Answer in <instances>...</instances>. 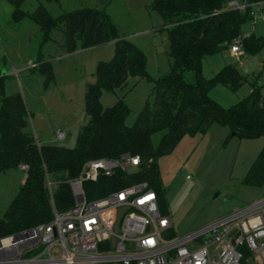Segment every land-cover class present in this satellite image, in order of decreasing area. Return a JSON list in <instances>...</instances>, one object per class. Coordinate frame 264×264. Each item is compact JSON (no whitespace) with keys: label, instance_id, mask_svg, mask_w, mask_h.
Listing matches in <instances>:
<instances>
[{"label":"trees","instance_id":"trees-1","mask_svg":"<svg viewBox=\"0 0 264 264\" xmlns=\"http://www.w3.org/2000/svg\"><path fill=\"white\" fill-rule=\"evenodd\" d=\"M7 1L15 7L13 22L31 17L40 26L44 41L50 40L52 31L59 28L64 31L69 53L115 41V54L97 65L96 82L88 85L85 96L89 120L71 148L39 142L28 130L30 111L25 98L20 93L5 95L0 85V172L18 169L22 164L28 166L24 183L0 217V239L50 221L54 206L59 211L73 206L70 180L80 175L88 160L115 158L122 153L139 155L142 160L134 173L120 171L85 182L88 199L146 181L158 192L162 210L169 212L168 190L162 182L159 160L185 136L204 135L214 123L230 126L233 134L229 137L264 136V86L258 78L252 82L248 96L226 107L211 97L212 90L222 84L237 92L248 81V75L234 63L226 64L212 77L203 74L204 59L228 49L238 38L246 54L257 55L264 48L263 35H245L242 31L251 20L250 13L224 8L228 0H153L150 6L164 19L172 58L168 72L158 77L149 74L145 52L120 35L105 10L81 7L54 16L44 5L29 13L22 9L26 0ZM39 69L48 86L55 79L52 64L40 62ZM188 70L195 72L194 82L186 79ZM135 77L154 83V99H148L136 122L128 125L132 110L125 99L105 108L101 98L104 91L115 93ZM157 134L161 137L155 143ZM243 183L264 187V146Z\"/></svg>","mask_w":264,"mask_h":264},{"label":"rangeland","instance_id":"rangeland-1","mask_svg":"<svg viewBox=\"0 0 264 264\" xmlns=\"http://www.w3.org/2000/svg\"><path fill=\"white\" fill-rule=\"evenodd\" d=\"M152 2L26 0L22 9L33 13L44 5L54 16L81 7L103 9L120 35L145 52L149 74L158 77L168 72L172 58L164 19L151 8ZM14 8L9 1L0 0V85H3L5 95L20 93L25 98L30 111L28 130L38 141L74 147L82 126L89 120L85 104L88 85L96 82L98 63L113 58L115 41L88 49L78 48L69 53L62 29H54L52 38L44 41L40 26L31 17L26 16L19 23L13 22ZM242 31L244 34L264 36V22H248ZM43 61L52 64L55 75L48 86H45L46 76L39 69ZM228 63L237 64L241 72L248 75V81L237 92L222 84L212 90L211 97L226 107L248 96L255 78L264 86V48L257 55L244 51L239 58L232 56L229 48L208 56L203 61V74L207 78L212 77ZM185 77L194 82L195 72L188 70ZM153 87L154 83L147 78H130L128 85L115 93L104 91L101 103L107 108L124 98L132 110L127 124L133 125L146 101H153ZM1 98L0 92V105ZM60 129L67 134L64 139L56 136ZM231 134L230 126L214 123L207 134L187 135L170 154L160 158L162 182L168 190L169 213L177 234L264 197V187L243 183L264 146V136L229 137ZM160 137V134L154 136L155 143ZM20 168L0 172V217L26 177V172ZM48 185L52 189L51 181H48Z\"/></svg>","mask_w":264,"mask_h":264},{"label":"built area","instance_id":"built-area-1","mask_svg":"<svg viewBox=\"0 0 264 264\" xmlns=\"http://www.w3.org/2000/svg\"><path fill=\"white\" fill-rule=\"evenodd\" d=\"M224 8L248 11L252 24L264 22V0H228ZM229 50L241 57L242 39ZM66 135L56 133L58 139ZM141 164V157L131 153L86 162L70 180L74 205L63 211L54 206L50 221L0 239V264H264V197L182 234L146 181L87 198L85 182L134 173Z\"/></svg>","mask_w":264,"mask_h":264},{"label":"water","instance_id":"water-1","mask_svg":"<svg viewBox=\"0 0 264 264\" xmlns=\"http://www.w3.org/2000/svg\"><path fill=\"white\" fill-rule=\"evenodd\" d=\"M124 209H121L118 213V220H117V224H116V229H118V224H119V219H120V216L122 215Z\"/></svg>","mask_w":264,"mask_h":264},{"label":"crops","instance_id":"crops-1","mask_svg":"<svg viewBox=\"0 0 264 264\" xmlns=\"http://www.w3.org/2000/svg\"><path fill=\"white\" fill-rule=\"evenodd\" d=\"M60 130H61V129H60ZM58 131H59V130H58ZM58 131H57V132H58ZM61 131H63V130H61ZM31 132H32V131H31ZM57 132H56V133H57ZM64 132H65V131H64ZM32 133H33V132H32ZM206 134H207V133H206ZM35 137H36V136H35ZM185 137H186V136H185ZM36 138H37V137H36ZM39 142H42V141L39 140ZM42 143H43V142H42ZM50 144H52V143H50ZM20 169H21V168H20ZM25 178H26V177H25ZM24 181H25V179L23 180V183H24Z\"/></svg>","mask_w":264,"mask_h":264},{"label":"bare ground","instance_id":"bare-ground-1","mask_svg":"<svg viewBox=\"0 0 264 264\" xmlns=\"http://www.w3.org/2000/svg\"><path fill=\"white\" fill-rule=\"evenodd\" d=\"M5 243H9V240H6Z\"/></svg>","mask_w":264,"mask_h":264}]
</instances>
